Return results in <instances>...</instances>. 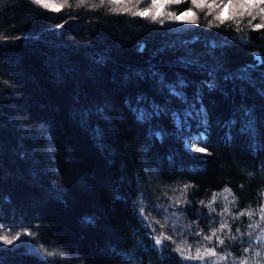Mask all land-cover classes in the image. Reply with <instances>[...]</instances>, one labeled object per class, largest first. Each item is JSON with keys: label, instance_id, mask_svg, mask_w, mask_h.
Masks as SVG:
<instances>
[{"label": "trees", "instance_id": "trees-1", "mask_svg": "<svg viewBox=\"0 0 264 264\" xmlns=\"http://www.w3.org/2000/svg\"><path fill=\"white\" fill-rule=\"evenodd\" d=\"M53 1L0 0V264H264V0Z\"/></svg>", "mask_w": 264, "mask_h": 264}, {"label": "snow or ice", "instance_id": "snow-or-ice-1", "mask_svg": "<svg viewBox=\"0 0 264 264\" xmlns=\"http://www.w3.org/2000/svg\"><path fill=\"white\" fill-rule=\"evenodd\" d=\"M35 2L37 4H39L41 2V0H35ZM164 2L165 3H171L172 0H164ZM196 2H197V0H192V3H196ZM151 3H152V7L155 8V9H157V11L155 12V14L152 16V19L155 20V19H157L160 16V14H161L160 13V9L164 6V3H161V0H151ZM47 6L48 5H45V7H47ZM209 7H212V5H209ZM261 11H264V9H261ZM189 14H190V11L189 12H184L183 15L184 16H187ZM139 15H141V16H148L149 15V10L148 9H145L143 12H140ZM169 15L172 16V17H174V19H176V20H181L183 18L182 16H177L175 14H169ZM219 18L220 17H218V19ZM257 27H261V26L260 25H257ZM173 93L176 94V95H179V93H176L174 89H173ZM156 111H159V109H157ZM137 118H138V120L143 121V120L148 119L149 117L147 116L146 113H144V112L141 111L140 114H139V116ZM173 119L179 124V116H178V114L173 113ZM102 135H103V133L99 129L94 130V136L99 137V136H102ZM153 135H155L156 137L161 138V139L163 138V134L161 132H155V133H153ZM201 138L202 137H198L197 139H201ZM189 150H191V149H189ZM198 151L204 152L205 149L204 148H199ZM85 219H86V222H88V223H91L92 222L91 218H85ZM213 235H215V233H213ZM18 238L19 237H16V239H18ZM205 238L206 239H211V237H205ZM0 239H2L7 244H12L13 243V239H10L7 236L0 237ZM168 239H171V237H168ZM161 242H162V237H159L158 236V237L155 238V243L157 245L161 244ZM219 243L220 244H223L224 241L223 240H220ZM45 252L49 256L53 255L52 252H48L46 249H45ZM211 254L212 255H215V252L212 251Z\"/></svg>", "mask_w": 264, "mask_h": 264}, {"label": "rangeland", "instance_id": "rangeland-1", "mask_svg": "<svg viewBox=\"0 0 264 264\" xmlns=\"http://www.w3.org/2000/svg\"><path fill=\"white\" fill-rule=\"evenodd\" d=\"M259 0H240V2H242L245 5L251 6V4L253 3H258ZM42 3H44L45 5H48V7L50 8H57V4L54 3L53 0H41ZM244 5V6H245ZM190 142V140H188ZM225 195V194H224ZM226 196V195H225ZM257 229L254 231V234H249L248 237H250L253 241H257L258 236H263L264 237V228L263 226L258 225V221H257ZM210 251V250H209ZM218 255V254H217ZM215 261L218 263L220 262L219 259L215 258Z\"/></svg>", "mask_w": 264, "mask_h": 264}, {"label": "bare ground", "instance_id": "bare-ground-1", "mask_svg": "<svg viewBox=\"0 0 264 264\" xmlns=\"http://www.w3.org/2000/svg\"><path fill=\"white\" fill-rule=\"evenodd\" d=\"M259 54H260V53L257 54V57L259 56ZM250 64H252V63H250ZM250 64H249V65H250Z\"/></svg>", "mask_w": 264, "mask_h": 264}, {"label": "water", "instance_id": "water-1", "mask_svg": "<svg viewBox=\"0 0 264 264\" xmlns=\"http://www.w3.org/2000/svg\"><path fill=\"white\" fill-rule=\"evenodd\" d=\"M254 57H257V56L254 55ZM248 64H250V63H248Z\"/></svg>", "mask_w": 264, "mask_h": 264}]
</instances>
